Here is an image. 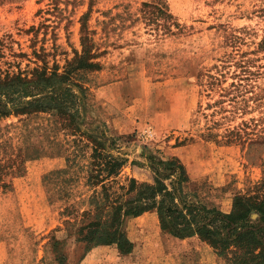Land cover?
I'll return each mask as SVG.
<instances>
[{
	"label": "rangeland",
	"instance_id": "obj_1",
	"mask_svg": "<svg viewBox=\"0 0 264 264\" xmlns=\"http://www.w3.org/2000/svg\"><path fill=\"white\" fill-rule=\"evenodd\" d=\"M148 1L0 0V72L32 68L31 53L40 48L48 66L62 67L80 51V17L88 11L86 25L104 54L100 69L85 74L81 131L119 137L115 143L128 160L176 158L189 178L188 191L226 213L234 194L252 193L264 179V136L243 132L264 131V0H165L182 33L158 38L140 20L121 25L116 17L127 12L135 18ZM215 66H224L222 88L239 78L258 100L239 103L231 113L218 91L200 85L207 80L202 74L217 76ZM232 129L240 136L225 143ZM2 139L8 144L0 146V159L10 147H27L20 155L36 157L22 163L19 175L2 178L9 186L0 190V264H57L49 237L89 208V150L44 114L0 120ZM129 176L125 167L118 181ZM149 222L123 221L132 243L127 255L100 246L78 260L82 247L71 238L62 250L69 264H226L196 238H172Z\"/></svg>",
	"mask_w": 264,
	"mask_h": 264
},
{
	"label": "trees",
	"instance_id": "obj_2",
	"mask_svg": "<svg viewBox=\"0 0 264 264\" xmlns=\"http://www.w3.org/2000/svg\"><path fill=\"white\" fill-rule=\"evenodd\" d=\"M88 6L90 10L91 4ZM137 13L135 18L127 12L122 13L124 17H116L120 18L121 25L124 21L140 20L157 38L182 33V27L169 13L165 0L142 2ZM87 16L88 11L80 17V51L73 52L62 67L48 66V55L40 48L31 53L32 68L0 72V120L10 116L49 115L63 134L83 143V147L89 150L85 176L86 187L92 190L88 198L89 208L74 213L72 221L64 220L61 228L53 230L49 245L54 261L69 264L62 250L66 238L82 247L78 260L90 249L100 246L113 245L118 254L127 255L132 250V243L122 231V223L125 219L143 217L150 218L149 225L172 238H196L226 264H264V179L252 193L234 194L229 211L223 213L207 207L194 192L188 191L189 178L176 158L147 154L141 157L143 163L128 160L115 143L121 140L119 137H106L99 131H81L87 92L85 74L100 69L98 59L104 54L92 41L93 32L86 25ZM18 57L24 56L18 54ZM213 69L217 76L202 74L201 77L207 80L200 85L205 90L218 91L219 96L228 102L231 113L238 111L236 106L239 103L258 100L252 87L246 83L241 85L243 80L239 81L235 74L232 78L237 82L222 88L225 74L221 70L224 66ZM243 72L247 73L244 80L247 82L251 73L247 69ZM222 103L220 100L214 104ZM219 109L223 108L219 106ZM243 132L246 136H264L263 130L250 134ZM239 136L240 130H227L224 141L231 143ZM7 144V139L0 141V146ZM26 149L16 147L13 150L10 147L9 155L0 159L1 191L9 186L3 182V177L19 175L22 163L36 157L33 154L20 155ZM125 167L131 176L120 182L118 177ZM58 232L64 234V239L56 238Z\"/></svg>",
	"mask_w": 264,
	"mask_h": 264
}]
</instances>
